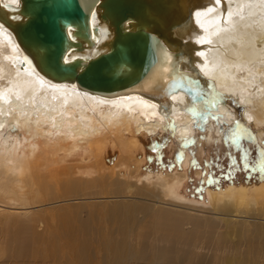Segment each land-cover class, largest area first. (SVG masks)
Returning <instances> with one entry per match:
<instances>
[{
    "label": "bare ground",
    "instance_id": "1",
    "mask_svg": "<svg viewBox=\"0 0 264 264\" xmlns=\"http://www.w3.org/2000/svg\"><path fill=\"white\" fill-rule=\"evenodd\" d=\"M157 25L164 44L176 52L167 61L160 87L165 88L168 77L179 85L169 92L147 89L144 95L111 97L47 80L0 25V132L20 131L26 140H37L32 154L42 152L37 165L29 156L15 160L10 152L18 148L17 141L11 146L6 137L1 144L0 264H93L88 223L75 229L69 220L81 213L82 205H102L103 215L111 219L105 234L94 241L97 264H126L127 242L120 237L125 227L113 232L110 225L129 221L132 214L154 217V229L164 234L160 241L169 243L136 244L133 239L140 259L150 263L159 262V257L173 259L178 249L179 255L204 250L214 241L218 252H242L243 247L253 254V242L264 241V207L255 195L249 199L233 190L224 195L210 192L217 206L206 216L205 208L184 203L173 188L184 182L185 173L178 178L166 175L152 187L139 186L145 195L138 193L136 183L108 174L81 177L71 163L64 164L80 150L89 155L96 150L105 160L110 149L117 158L132 159L145 137L159 135L168 125L180 150L189 149L199 129L207 142L219 141L224 128L240 118L232 101L243 108L245 123L261 128L257 135L264 146V0H170ZM103 27L100 38L105 36ZM104 46L84 49L82 55L91 57ZM177 66L182 71L173 73ZM48 155L60 160L47 163ZM44 163L56 170L43 172ZM57 163L63 165L58 170ZM184 225H192L194 233L183 235ZM50 226L58 233L47 245L43 236ZM65 243L73 260L62 254ZM225 264L237 263L232 258Z\"/></svg>",
    "mask_w": 264,
    "mask_h": 264
},
{
    "label": "rangeland",
    "instance_id": "2",
    "mask_svg": "<svg viewBox=\"0 0 264 264\" xmlns=\"http://www.w3.org/2000/svg\"><path fill=\"white\" fill-rule=\"evenodd\" d=\"M231 106L236 108L240 118L224 128L222 139L219 141L214 138L213 141L207 142L202 136L201 129H199L197 131L198 135L194 143L189 146V149L186 151L180 150L170 131L172 129L170 128L171 125H168L165 126L164 132H161L159 135L145 137L144 142L142 141L143 147L135 150L130 155L133 157L132 159L117 158L110 149H107L105 152V160L97 154L96 150H93L92 155L86 154L84 150H80L77 151L79 155L77 154L76 158H67L64 164L71 163L75 166H72V169L79 170L81 177H100L108 174L129 183H136L138 185L136 187L139 189L138 193L145 195H147L146 192L140 188L155 186L166 175H174L178 178V174L185 173L184 182L182 184L181 182L178 183V188L176 186L173 188L178 191V196L184 203L205 208L206 216H208L209 209L217 206H215L213 197H210V192L224 195L229 192L228 190H233L234 195L240 192V195L243 193L249 199L257 196L260 199L257 203L263 208L264 146L260 143L257 135L261 128L243 121L242 113L244 110L241 106L235 104L234 101H232ZM6 134L0 132V137L2 136L0 139V152L4 138L10 137L11 146L16 144L14 143L15 141H17L18 145V148H14L10 152L14 155L15 160L18 158L17 161H22V159L27 160L33 157V163L39 164V161H41L40 155H42L41 149H36L38 150L35 151L37 154H32L33 147H31V145L34 146L36 139L34 141L33 139L26 140L23 133L15 129L9 130V133ZM63 158V154L61 153L60 159ZM46 159L47 163L53 162L51 160H60L49 155ZM57 164L54 165L57 170V166H63L59 165V163ZM43 166V172L55 169L51 167L47 169L45 163ZM69 167L71 168V166ZM171 183L174 184L175 181L172 180ZM151 190L158 193L156 189ZM256 190L261 192L256 193ZM98 201L96 200V202ZM82 206L84 208L79 215L69 218L70 224L76 229L82 222L88 223L90 227L88 240H90V248L93 253V264H97L94 256V248H96L94 241L105 234L103 230L111 219L109 216L103 215L106 209H102V205ZM93 216L95 217L92 218ZM133 218L132 214L129 217V221L122 222L121 220H116L112 221L110 225V229L113 232H117L120 225L125 227L121 231L122 235L120 237L124 238L127 242V251L125 252L126 264H138L139 262H141L140 264H225L226 260L232 258L237 264H264V241L261 243L262 240L253 242V245L256 246V248L251 250V252H255L253 254L246 253L247 248L244 249L243 247L242 252L236 249H231L225 253L218 252L216 242L214 241L210 247L204 250H191L189 254L179 255L181 252L179 249H176V255L173 259L159 257V262L150 263L146 262V260L142 261L140 259L142 254H139L135 249L133 239H136V244L141 240H145L146 243H160L163 246L169 243L167 241H160V238H164V234L154 229V224L152 223L155 221L154 217L141 214L135 216L134 220ZM181 231L185 236L192 231L194 233L192 225L182 226ZM57 233L56 227H48V235L43 236L47 245L51 244ZM117 236L119 237V235ZM62 254L73 260L72 253H70L68 244L66 243L63 244ZM15 263V261H6V264Z\"/></svg>",
    "mask_w": 264,
    "mask_h": 264
},
{
    "label": "water",
    "instance_id": "3",
    "mask_svg": "<svg viewBox=\"0 0 264 264\" xmlns=\"http://www.w3.org/2000/svg\"><path fill=\"white\" fill-rule=\"evenodd\" d=\"M169 3L0 0V25L12 33L34 68L47 80L75 84L103 97L144 95L147 89L169 92L179 82L168 77L164 79L165 88H161L160 78L167 74V61L176 52L167 48L157 31L161 30L157 21ZM102 23L105 36L100 38ZM166 32L170 33V27ZM100 45L107 47L94 51L91 57L82 55L84 49ZM21 65L25 66L24 60ZM181 71L177 66L173 73Z\"/></svg>",
    "mask_w": 264,
    "mask_h": 264
}]
</instances>
